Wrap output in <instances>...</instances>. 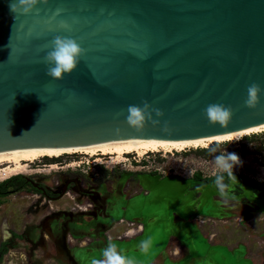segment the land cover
<instances>
[{
    "label": "water",
    "instance_id": "obj_1",
    "mask_svg": "<svg viewBox=\"0 0 264 264\" xmlns=\"http://www.w3.org/2000/svg\"><path fill=\"white\" fill-rule=\"evenodd\" d=\"M11 2L0 0V154L201 147L264 128V92L244 103L248 85L264 89V0H47L27 14ZM56 35L86 50L59 80L43 60ZM144 101L163 116L137 131L126 109ZM212 103L232 108L226 127L204 116Z\"/></svg>",
    "mask_w": 264,
    "mask_h": 264
},
{
    "label": "rangeland",
    "instance_id": "obj_2",
    "mask_svg": "<svg viewBox=\"0 0 264 264\" xmlns=\"http://www.w3.org/2000/svg\"><path fill=\"white\" fill-rule=\"evenodd\" d=\"M256 135L23 161L0 180V264H92L109 241L133 264H264V132ZM224 150L241 163L221 194L213 156Z\"/></svg>",
    "mask_w": 264,
    "mask_h": 264
},
{
    "label": "clouds",
    "instance_id": "obj_3",
    "mask_svg": "<svg viewBox=\"0 0 264 264\" xmlns=\"http://www.w3.org/2000/svg\"><path fill=\"white\" fill-rule=\"evenodd\" d=\"M41 2L47 3V0H12L10 10L13 13L23 12L27 14ZM62 11L63 9H56L54 17L59 15ZM62 26L69 28V26L63 22ZM45 47L47 48L49 45ZM85 52L86 50L76 38L56 35L50 41V50L46 51L43 57L44 63L47 65L46 74L53 79H63L66 73L70 74L76 69ZM262 92H264V89H262L258 83L253 82L248 85L247 96L244 101L245 106L248 108H256L260 102V94ZM126 111L127 115L125 119L127 124L137 131L142 130L147 122H151L153 125L160 123L158 119L153 118V112L157 117L163 116V112L160 109L152 108L147 101H144L142 106L137 104L128 105ZM202 111L209 123L214 125L219 124L223 127L229 124L233 116L232 108L222 103L209 104ZM163 130L166 132L169 131L167 124H165ZM211 153L217 152L215 149H211ZM213 159L216 167L221 170L216 174L213 182L222 194L225 189V174H227L228 178L235 176L233 169L236 165L240 164L241 161L237 154L227 153L225 150L219 152L218 155H214ZM146 247V243L141 244L142 249ZM92 264H133V261L121 255L117 251L116 244L109 241L102 251V258L93 259Z\"/></svg>",
    "mask_w": 264,
    "mask_h": 264
},
{
    "label": "bare ground",
    "instance_id": "obj_4",
    "mask_svg": "<svg viewBox=\"0 0 264 264\" xmlns=\"http://www.w3.org/2000/svg\"><path fill=\"white\" fill-rule=\"evenodd\" d=\"M264 132V128L260 130H256L250 133H246L243 135H239L236 137H232L229 139H225L222 141H218L219 143L223 142H230V141H236L240 140L245 136L252 135V134H258ZM212 144V143H211ZM210 145V144H208ZM208 145L201 146V147H208ZM186 148H190V146H177V145H164V144H151V143H138V142H127L123 147L114 146V145H107L99 150H93V151H78V152H62V153H51V152H43V151H22V152H13V153H5L0 154V165L2 166L0 168V180L5 179L9 177L10 175L16 173L18 171V168H21L20 165H22L23 161H29L33 162L37 159L43 158V157H60L64 154H73V153H86L90 155H107V154H115L119 157H123L128 153L136 152L140 155H143L145 153H148L150 151H159V150H165V151H172V150H178L182 151ZM198 148V147H193ZM27 163V162H26ZM180 223V222H179ZM3 234L5 238L10 237V233L7 230L6 224H3L2 227ZM173 234V233H172ZM172 236V235H168ZM176 236V235H175Z\"/></svg>",
    "mask_w": 264,
    "mask_h": 264
},
{
    "label": "trees",
    "instance_id": "obj_5",
    "mask_svg": "<svg viewBox=\"0 0 264 264\" xmlns=\"http://www.w3.org/2000/svg\"><path fill=\"white\" fill-rule=\"evenodd\" d=\"M256 136H257L256 134H253V136H251V139H253V137H256ZM246 137H248V136H246ZM215 143H219V142H215ZM208 149L209 148H200L198 151H202V150L207 151ZM64 155H69V154H64ZM44 158H58V157H48V156H46ZM196 178L199 179V180H201L202 179V174L201 173H197L196 174ZM206 181H209V180H206ZM4 185H5L4 182L3 183H0V189L3 188ZM261 186L264 187V182L261 183ZM0 193H2V192L0 191ZM262 195H264V192L262 193ZM0 204H1V202H0Z\"/></svg>",
    "mask_w": 264,
    "mask_h": 264
},
{
    "label": "crops",
    "instance_id": "obj_6",
    "mask_svg": "<svg viewBox=\"0 0 264 264\" xmlns=\"http://www.w3.org/2000/svg\"><path fill=\"white\" fill-rule=\"evenodd\" d=\"M67 255H69V256H70V251H69V253H68ZM70 260H71L72 262H74V257H73V256H71V257H70ZM75 263H76V262H75Z\"/></svg>",
    "mask_w": 264,
    "mask_h": 264
},
{
    "label": "flooded vegetation",
    "instance_id": "obj_7",
    "mask_svg": "<svg viewBox=\"0 0 264 264\" xmlns=\"http://www.w3.org/2000/svg\"><path fill=\"white\" fill-rule=\"evenodd\" d=\"M11 236L13 237V235H11ZM62 244L66 245V243H62ZM68 253H69V251H68Z\"/></svg>",
    "mask_w": 264,
    "mask_h": 264
}]
</instances>
